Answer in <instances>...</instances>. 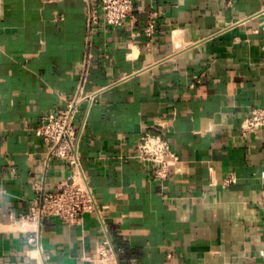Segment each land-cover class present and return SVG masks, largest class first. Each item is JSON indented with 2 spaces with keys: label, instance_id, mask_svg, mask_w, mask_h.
I'll list each match as a JSON object with an SVG mask.
<instances>
[{
  "label": "crops",
  "instance_id": "0c3cea01",
  "mask_svg": "<svg viewBox=\"0 0 264 264\" xmlns=\"http://www.w3.org/2000/svg\"><path fill=\"white\" fill-rule=\"evenodd\" d=\"M134 6L112 26L87 0H0V264H93L103 240L120 264H264V129L241 130L264 103V0ZM79 90H98L74 122L99 211L21 219L71 174L33 128ZM146 131L180 156L163 183L137 157Z\"/></svg>",
  "mask_w": 264,
  "mask_h": 264
},
{
  "label": "built area",
  "instance_id": "2783aa9c",
  "mask_svg": "<svg viewBox=\"0 0 264 264\" xmlns=\"http://www.w3.org/2000/svg\"><path fill=\"white\" fill-rule=\"evenodd\" d=\"M87 1L90 3L92 25L97 24L99 17L112 26H128L134 21V0ZM155 21V12H148L143 29L146 37L154 34ZM97 92L84 93L79 90L68 100L67 108L46 112L38 118L33 130L36 136L48 144L47 156L66 160L71 167V174L54 189L39 190L21 219L39 222L42 219L58 218L65 224H78L85 214L99 211L97 198L80 170L78 131L74 122L77 104L83 100L93 102ZM258 129H264V103L251 108L241 124V130L245 133ZM137 157L146 164L152 179L161 183L169 178L171 170L180 162V156L168 138L152 131L143 132L139 136ZM29 240L35 241L36 237L32 235ZM90 261L93 264H120L117 252L106 240L98 243Z\"/></svg>",
  "mask_w": 264,
  "mask_h": 264
}]
</instances>
